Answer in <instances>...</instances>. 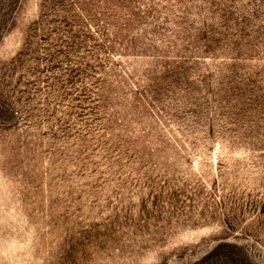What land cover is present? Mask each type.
<instances>
[{"label":"rangeland","instance_id":"374dc122","mask_svg":"<svg viewBox=\"0 0 264 264\" xmlns=\"http://www.w3.org/2000/svg\"><path fill=\"white\" fill-rule=\"evenodd\" d=\"M0 264H264V0H0Z\"/></svg>","mask_w":264,"mask_h":264}]
</instances>
